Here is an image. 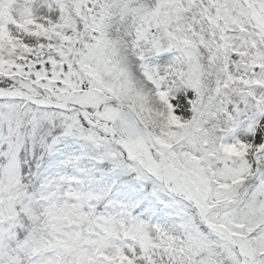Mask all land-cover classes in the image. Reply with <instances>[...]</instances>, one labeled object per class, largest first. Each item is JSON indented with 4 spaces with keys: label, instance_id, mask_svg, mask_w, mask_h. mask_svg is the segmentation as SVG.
<instances>
[{
    "label": "snow or ice",
    "instance_id": "obj_1",
    "mask_svg": "<svg viewBox=\"0 0 264 264\" xmlns=\"http://www.w3.org/2000/svg\"><path fill=\"white\" fill-rule=\"evenodd\" d=\"M0 264H264V0H0Z\"/></svg>",
    "mask_w": 264,
    "mask_h": 264
}]
</instances>
